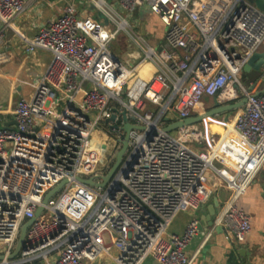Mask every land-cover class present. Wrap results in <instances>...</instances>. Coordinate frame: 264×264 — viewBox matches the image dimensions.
Returning a JSON list of instances; mask_svg holds the SVG:
<instances>
[{"label":"built area","instance_id":"2783aa9c","mask_svg":"<svg viewBox=\"0 0 264 264\" xmlns=\"http://www.w3.org/2000/svg\"><path fill=\"white\" fill-rule=\"evenodd\" d=\"M29 1L0 0V67L8 57L5 32ZM89 1L101 17L80 14L66 0L57 18L24 37L27 53L46 50L52 60L31 96L16 103L15 123L0 126V264H95L114 248L116 264H142L150 256L156 264H193L186 250L200 219L194 215L182 233L170 227L220 187L231 193L205 241L222 227L228 240L243 242L252 222L237 200L264 167V89L245 83L244 67L264 50V11L251 0H119L130 16L149 9L160 17L165 32L155 46L112 2ZM122 31L139 49L137 64L110 49ZM144 62L153 67L148 78L137 70ZM207 97L221 104L246 98L211 144L200 123L164 130L196 115ZM114 108L145 129L132 130L106 186L85 184L79 177L100 183L110 169L95 136L120 140L123 130L113 124L122 126V116L106 123ZM31 218L25 248L9 259Z\"/></svg>","mask_w":264,"mask_h":264},{"label":"crops","instance_id":"0c3cea01","mask_svg":"<svg viewBox=\"0 0 264 264\" xmlns=\"http://www.w3.org/2000/svg\"><path fill=\"white\" fill-rule=\"evenodd\" d=\"M72 1L74 2V0ZM65 3L66 0H30L24 13L14 20L13 29L9 28L5 32L8 57L7 61L0 67V126L15 123L13 109L16 103L21 98L31 96L37 79L46 71L52 60V54L46 50H37L32 54L27 53L24 37H32L40 25L50 19L57 18ZM83 14L90 13L84 11ZM97 17L101 16L98 14ZM138 50L133 43L128 42L126 58L129 59L126 60L124 57L125 62L129 65L137 64L140 58ZM143 64H140L138 68L142 67ZM152 71H148L149 76H151ZM245 73L244 78L247 82H257L256 91L264 89L263 70L259 76L257 73L253 76ZM213 103L214 98L207 97L200 107L205 111ZM234 112L236 114L237 110ZM198 113H202L200 108L196 111V114ZM219 117H210L208 121L204 122V120L200 123L201 125L199 124L208 137L207 145L211 144V135L223 134L225 123L233 119L231 113ZM263 186L264 167L246 192L237 200V205L251 216L252 230L246 239L240 243L232 242L227 239L223 229H216L212 236L205 241V234L210 228L209 226L208 229L198 232L186 250L188 256H194L193 264H264ZM220 188L222 192L219 193ZM220 188L210 196L198 211L180 213L172 223L170 230L182 233L194 215L201 220V217L207 213V207L213 202L214 197H218L219 208L221 209V206L224 205L222 202L229 198L231 192L226 187ZM220 209H217V213ZM111 253L112 256H116L118 251L114 248ZM112 256H102L95 264H116ZM142 264H156V261L150 256Z\"/></svg>","mask_w":264,"mask_h":264},{"label":"water","instance_id":"95a60500","mask_svg":"<svg viewBox=\"0 0 264 264\" xmlns=\"http://www.w3.org/2000/svg\"><path fill=\"white\" fill-rule=\"evenodd\" d=\"M254 2L260 9L264 11V0H251ZM264 69V50L261 52H256L251 56L249 61L244 67V71L246 73H250L254 70L261 71ZM246 102V98H243L239 102L230 103V104H221L217 98H214V103L212 106H210L208 109L204 111V113H198L196 115H193L189 118H186L185 120H176L172 121L167 124V126L164 127V130L166 132H173L177 129L193 125V124H199L202 121H204L206 118L214 117V116H220L223 114H228L231 112H234L238 110L240 107L244 105ZM120 114L122 116L123 124L120 126L117 122L113 124L116 128H121L123 130L120 142L121 147L116 153L115 162L112 164L110 169L108 170L107 174L102 177V182H95L92 178L90 179H84L79 177V180L85 184L93 185L96 187H104L107 185V183L113 178L114 174L117 172V170L122 165L125 155L129 149L130 144V138L131 133L133 129L138 130H144L145 126L143 125H135L130 122L127 110L124 109L123 111L118 110L117 108H114V113L111 116L110 119L106 121V123H110V121L114 122L116 120V117ZM169 121V120H167ZM8 124L2 125V127L7 126ZM66 184V181L61 182L57 187H55L53 190H51L44 198V204H46L50 197L54 196L59 192V190L62 189V187ZM264 190V186H263ZM220 206V202L218 197H214L213 202L208 205L207 207V213L201 217L200 223H199V231H203L208 229L209 226H212L214 223V218L217 214V209ZM44 207H40L36 212V217L41 214ZM35 221V218L29 219L21 228L20 237L17 243V246L15 248V251L9 256V259H15L19 254L20 251L25 248V239L27 230L30 227V225ZM217 230H222V227H217ZM3 257L0 256V260H2Z\"/></svg>","mask_w":264,"mask_h":264},{"label":"rangeland","instance_id":"374dc122","mask_svg":"<svg viewBox=\"0 0 264 264\" xmlns=\"http://www.w3.org/2000/svg\"><path fill=\"white\" fill-rule=\"evenodd\" d=\"M108 1L110 3L112 2L114 8H116L119 12L123 14V16L129 19L133 30L137 32V34H139L142 38H144L146 42L152 45L155 44V46H157L159 45V43L163 41L162 38H163V33L165 32V25L161 21L160 17L157 16L155 13H153L151 10L149 9L137 10L135 13L132 14V16H130L120 7L118 2L119 0H108ZM74 3L80 14H82L84 11H87L88 13L94 15L95 17H97L99 14V10L89 0H74ZM128 42L133 43L134 46L138 48L137 45L135 44V41L131 38V36L126 31H122L110 45L111 51L115 53L117 56H119V58L122 61H125L124 57L126 58V53L128 50ZM128 59L129 58H126V60ZM255 73H257V76L261 75L260 70L259 71L254 70L248 73L247 75L253 76ZM244 81L245 83H248L246 80ZM208 104H210V102H208ZM147 109L152 110L153 112H157L156 108L151 104H147ZM200 111L204 113V110L201 107H200ZM231 115L233 116L232 118L234 119L235 112H231ZM214 118H220V117L214 116ZM208 120L209 118H206L204 122ZM100 127L106 128L104 124H101ZM101 128H97V131L100 132ZM102 133L100 132L95 136V141H97V143L104 150V152H102L103 153L102 161L105 162V164L107 163L106 165H108V168H110L112 164L115 162L116 153L121 147V142L117 140L115 136H113L114 139L107 138ZM218 192L219 193L222 192L221 188L218 190ZM224 202L225 201H223L222 204H224Z\"/></svg>","mask_w":264,"mask_h":264},{"label":"bare ground","instance_id":"6f19581e","mask_svg":"<svg viewBox=\"0 0 264 264\" xmlns=\"http://www.w3.org/2000/svg\"><path fill=\"white\" fill-rule=\"evenodd\" d=\"M152 65L149 63V62H144V64L142 65V67H139V68H137V70H138V72H139V74L141 75V76H144V77H146V78H148V77H150L149 75H148V71H152ZM232 121V120H231ZM212 132V131H211ZM99 134V133H98Z\"/></svg>","mask_w":264,"mask_h":264},{"label":"trees","instance_id":"16d2710c","mask_svg":"<svg viewBox=\"0 0 264 264\" xmlns=\"http://www.w3.org/2000/svg\"><path fill=\"white\" fill-rule=\"evenodd\" d=\"M246 75L248 74V73H245Z\"/></svg>","mask_w":264,"mask_h":264}]
</instances>
